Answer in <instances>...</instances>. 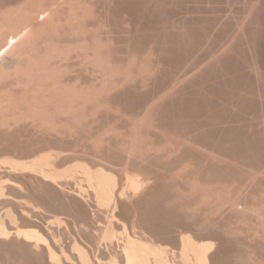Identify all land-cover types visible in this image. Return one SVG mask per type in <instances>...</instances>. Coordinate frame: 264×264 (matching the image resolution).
<instances>
[{
    "label": "bare ground",
    "instance_id": "6f19581e",
    "mask_svg": "<svg viewBox=\"0 0 264 264\" xmlns=\"http://www.w3.org/2000/svg\"><path fill=\"white\" fill-rule=\"evenodd\" d=\"M95 1L0 0V264L17 262L30 264V261H36L38 264H225L227 259L223 260L220 257L223 247L219 248V251L217 249L219 239L212 241L202 234L199 236L193 233L195 230L200 233L198 228L202 231V228H206L208 232L209 228L215 229L214 231L219 230L216 231L218 232L216 238L226 236L230 237L231 242H235L238 250L230 256L231 261L227 260L228 264H264L261 255L251 251V245L245 243L244 239L241 240L243 237L240 236L242 231H248L244 230L246 225L250 228L252 237L254 232L256 235L264 233V204L259 206L260 202L257 201L260 193L252 197L245 195L246 192L240 191L244 186L234 192L233 186L228 185V176L226 178L222 174L214 175L207 179L206 174L202 176L206 178L203 182L200 181L202 178L199 176V181L194 182L191 179L192 183L187 179L186 183H189L191 189L186 188L190 193L184 191L185 195L181 191L185 190L182 187L185 173L182 174V179L180 174L170 173L171 177L164 178L161 185L170 188L177 196L174 198L172 193L173 197L170 198L175 201L178 198H182L181 201L188 198L190 204L189 201L185 203L188 199L183 201L186 210L183 209V205L181 207V204L177 203L178 201L182 203L180 200L176 202L172 200L175 202L172 203L173 205L178 204L173 206L169 198L170 201L169 199L166 201L170 205H166L173 206L172 208L177 206V211L183 209L180 212H188L193 221L194 217L203 219L197 221L198 225L196 221L194 222L197 225L194 231L191 229L184 231L185 225L180 224L183 231L176 229L180 230L176 239L178 247H175L176 244L171 247L164 239H168L166 238L168 233L172 235L168 229L172 232L175 229L172 226L178 225L177 222H174V225L173 222L171 223L170 227L173 230L167 227L164 232V229L158 226L160 224L156 225L158 223L156 218L162 211L160 206L155 208L159 209L156 218L155 212L152 213L155 209L151 208L155 202L157 205H162V203L158 204V197L162 198L163 193L170 191L166 187L167 191L162 188L165 192L161 190L160 193L161 188L157 180L160 178H155L157 174L154 176L151 169L152 157L157 156L156 162L161 161L160 158L164 157L160 155L163 154L164 148L160 147H165L162 145L164 142L159 144L160 147L157 146L158 144L154 146L155 143L150 142L151 140L148 142L151 138L150 136L148 138L149 134L147 135L146 131L153 126L152 123L151 126L148 123L154 119L151 117L149 120L146 117H150L151 112L143 114L146 117H140L141 121L136 122L138 118H134L135 124L130 122L133 125L128 129L123 126L122 132L117 131L122 129L117 122L116 129L112 130L114 125L112 126L110 121L108 126L112 127H107L103 122L107 131L103 124L100 125L102 127L99 126L101 130L96 127L99 131L104 128L106 132H102L103 134L91 130L100 120L102 122L103 113L112 110L110 113L112 115V112H115L111 109L113 103L115 104L112 103L114 95L122 92L127 86L130 87L131 82H139L134 78L137 74L136 70H132L134 64L129 62L133 58L132 52L130 60H127L128 45L126 47L124 45L123 49L116 47V34L113 33L116 30L111 27L108 29V26L103 25V21L101 23V14L100 11L98 12L100 4H96ZM100 1L99 3H102L104 0ZM107 1L104 3H108ZM105 6L110 9L107 4ZM107 7L105 14L110 12L107 11ZM103 15L104 13L102 18ZM127 33H124L125 36ZM116 48L124 50L125 52H121L126 53L125 56L122 53L121 57H118L119 50L114 51ZM123 57L126 60L124 64L119 61V59L122 61ZM139 59L141 58L137 60ZM149 59L152 61L151 57ZM137 60L135 61L138 62ZM135 66L134 69H137V65ZM139 67L138 71H140ZM134 71L136 74L133 75ZM140 72L138 73L141 75L143 70ZM144 83L143 81L142 85ZM116 116L118 117L117 114ZM118 118L116 119L119 120ZM130 120L133 121L128 119L127 123ZM114 121L116 120L112 122ZM87 130L97 134L95 136L90 134L92 135L90 137ZM151 133L153 135V132ZM177 136H180L179 133ZM79 138H83V141L86 138L87 141L74 142ZM35 142L58 143L37 149ZM172 142L169 140L168 145ZM174 143L176 148V142ZM168 145L166 144V147ZM182 146L186 147V145ZM172 150L170 148V151ZM170 153L176 154V151ZM168 163L169 161L167 165L166 162L160 164L168 167ZM175 163L179 164L177 161ZM175 166L173 168L170 164L171 168L166 171L174 169L170 172L175 173L178 169ZM181 166L183 164L177 167L181 168ZM184 171L186 170H182ZM196 171L194 173L191 171V174L197 173L195 175L197 176L199 172ZM208 173L211 175V172ZM258 175L256 174L255 177ZM179 178L182 180L180 181L182 189L179 188V184L176 186L175 181ZM235 183L236 181H232L233 185ZM261 190L264 191V187ZM171 207L167 212L174 210ZM150 208L153 210L150 211ZM228 210L233 213L230 218L227 216ZM149 212L153 214V218H150ZM200 216L201 218H198ZM150 219L151 222L156 219L155 227ZM168 222L165 221L166 225ZM252 229L254 231H251ZM175 233L172 235L173 239L176 238L174 235L177 233ZM207 236L210 238L211 235ZM254 237L258 236L254 235ZM171 240L169 239L170 242ZM173 242L170 245L174 244Z\"/></svg>",
    "mask_w": 264,
    "mask_h": 264
},
{
    "label": "rangeland",
    "instance_id": "374dc122",
    "mask_svg": "<svg viewBox=\"0 0 264 264\" xmlns=\"http://www.w3.org/2000/svg\"><path fill=\"white\" fill-rule=\"evenodd\" d=\"M104 1L102 3H99L101 2L100 0H98V2L95 1L96 4H100L98 5L100 6V8L98 7V12L100 11L101 14V16L99 15L101 17H99L101 23L103 21V25L108 26V29L109 27H111L113 30H116V32L113 31V33L116 34V40L114 39L115 41H117V46L115 45L116 47H121L123 49L124 45L125 47L128 45V47H126V49H128L126 51L129 53V57H127L128 54L126 55L127 60H130L132 55L133 58H131L129 62H131L132 65L134 64V66H132L134 68H136L135 65H137V69L132 68V70L137 71V74L136 71H134L133 75L136 74L137 76H139L141 73L140 71L143 70V72L141 74L142 76L140 75L141 77H137L136 75H134V78L136 79L135 81L139 82H131L132 85L130 84V87L127 86L123 89L122 92L116 93L114 95V101L112 100V103L115 102V104L113 103V105L117 106L115 109V107L111 104V109L115 110V112L117 109L118 110L117 113L113 111L112 115L115 114L114 116H116L117 114L119 118L117 116L116 118H118L119 120H117L116 118L114 119V116L110 114L112 111L110 109L111 111L103 113L102 122L100 120L99 124L95 125V127L91 130H95L94 132L103 134L107 131L106 125L107 127H112L113 125L115 126L118 123L117 125H121L119 127L120 129L122 127V129H118L117 131L122 132V130L124 129L123 126L127 127V129L129 126L132 127V123L135 121L134 118H138L136 120L137 122L142 118V116H145L143 114H146L147 112L149 113L150 111L152 115H150L149 113L150 117H145L149 120H151L152 117V119L154 120H152V122H149V120L145 121H148L149 125L152 123L151 125L153 126L150 125L152 128L154 127L155 122L158 125L155 124V127L153 129L150 128L146 131V134H149L148 138L149 136L151 138L148 139V142L151 140L150 142L153 141V143H155L154 146L158 144V147H160L159 144H161V142H164L165 144L163 143L162 145H165L166 147V144L168 145L169 140L170 142L176 140L174 142H176V145L178 147H174V142H172L174 144L171 143V145L173 146L168 145L166 147L169 151L170 148L171 150L174 148L170 152H174L175 150L176 154H172L169 151L164 150L166 149L165 147H160L164 148L163 154L161 152L163 156H160L167 158H160L161 161L159 160V162H166L165 165H167V162L169 161L168 164H171L173 168L176 165V161L177 164L180 161L181 162L179 164H183L181 168L177 167L179 166V164L175 166L176 169L178 168V171L175 169L177 173L170 172L174 171L173 168V170L167 172L166 170H169V168L171 167H169V165L168 167H165L164 164L163 166L159 162H156L158 160L155 159L157 156L152 157L150 162L151 164H153L151 165L153 168L151 166L150 167L152 169V172L154 173V176L155 174L158 175H156L157 177L155 176V178H160L157 179L158 185H160L159 188H161L160 193L161 190H163L162 188L166 190L167 187H163V185H161L162 181L164 180V178L169 179L172 173V175L180 174L181 179L184 175V179H182L183 181L179 178L180 180H177L178 183L177 181L175 182L177 184L176 186H178L179 184L180 189H182L181 184L183 183L184 185L182 184V187L185 190L181 191H185L187 193L189 190H186V188L190 186L189 183H186L187 179V181L192 183V180L194 182L197 180L199 181V176L202 178L200 179V181L202 180L201 182H203V179H208V177L210 178L211 176L213 177L214 175L222 174L223 176L225 175L226 178L228 176V185H231V187L233 186L234 192L238 191L239 188L244 186L243 188L246 191L243 188H241L242 190L240 189V191H244L243 193L246 192L245 195H251L250 197H252L254 196V194L257 195L260 193L258 196L261 199L258 196L256 197L259 198V200L257 199L258 203L260 202L259 206H263L264 191L261 189H263L264 187V0H109V2L107 1L108 3H111L110 1H112V3L110 4L111 7L108 3L106 4L110 9L105 6L106 4L104 3ZM101 4L104 5L102 6ZM101 7H104V9L107 7V11L110 12L108 14L106 12L105 14L104 11H106V9L104 10ZM103 13L104 15L102 18ZM124 20L126 21V25H124ZM123 29H126L127 31ZM121 31L125 32L121 33ZM126 32H128L126 35L127 39L125 36ZM114 51H118V53H116L117 55H119L118 57H121L120 55H122L123 53L121 51L124 50L116 48V50ZM119 52H121V54H119ZM125 54L123 56H125ZM149 56L151 57L152 61H150ZM143 57L145 58L143 59ZM123 58L122 61L120 59L119 61L120 63L124 64L126 60L125 57ZM135 58H141L139 60H143L139 61ZM135 60H137L138 62H136ZM147 60L150 63L146 62ZM139 62L140 64L142 62L143 66L142 64L140 65ZM138 66H140L139 70L142 66V70L138 71ZM147 67L150 69H147ZM138 78H140L142 82H140V79ZM145 79H148L147 82ZM143 81L145 82L143 84L144 86L142 85ZM119 108L121 110H119ZM106 114L109 115V117ZM128 119H133V121L130 120L129 123H127ZM113 120L116 121L112 122ZM109 121L110 123H112V126H108ZM103 122L106 123L105 126ZM102 124L106 131L104 130V128L102 131L98 130L99 126ZM114 126L112 127V130L114 128L116 129V126ZM96 127L98 128L96 129ZM91 130H87L89 131V136L90 134L94 133H90ZM127 131L128 130H126V133ZM150 131L153 132V135ZM155 132L157 134H155ZM123 133H125V131H123ZM178 133L180 136H177ZM96 134H93V136H95ZM158 135L160 137L163 136L161 137L163 138V140L159 138ZM90 137H92V135ZM90 137L89 141H91ZM98 137L99 135L96 136V138ZM179 137L183 139L180 138V140ZM86 138L88 139V135ZM86 138L85 141H83V138H79L74 142H86ZM181 141L184 144H182ZM177 142L179 144H177ZM54 143L57 144L58 142H35V145L37 149H40L46 145H53ZM182 145H186V147ZM196 145H200L202 147H197ZM200 148L205 149L202 150ZM179 149H182L183 151H180ZM164 151H167L169 153L167 154L166 152V155ZM178 151L180 153H178ZM169 154L171 156H169ZM170 157L173 160H171ZM162 159H164V162L162 161ZM173 162L175 163V165L172 164ZM185 162H188L190 165L186 164ZM192 163L194 167L193 165L191 166ZM185 164L188 165V168ZM184 166L186 167V169ZM195 168L197 171L195 170ZM197 168L200 171H198ZM153 169L156 172H154ZM193 169L194 171L199 172L197 176H195L197 174L196 172V174H191L192 172L194 173ZM257 169L259 172H257ZM182 170L186 171L182 172ZM187 171H190L189 175L187 174ZM208 172H211V175ZM248 173L250 174L248 175ZM258 173L260 175H258ZM208 174L210 176H208ZM256 174L258 175L257 177H255ZM187 175L188 177L191 176V178H186ZM204 175H206V178L202 177ZM252 176H254L255 178H253ZM193 178L197 179L194 180ZM229 179H231L232 181H236V183L233 185L232 181ZM260 180H262L261 184H259ZM180 181H182L181 184ZM184 181L186 184L184 183ZM251 181L253 184L251 183ZM186 185L188 186L184 187ZM257 185L259 186V188ZM251 187H254L255 189ZM176 188L180 191L178 187ZM169 189L167 187V190ZM189 189H191V187H189ZM165 190L163 191L165 192ZM169 192H171V195H169ZM167 193H163L164 196L161 194L163 196L162 198L160 196L158 197L160 199H158V204L162 203V205H157V202H155L154 205L153 203L151 204V206L153 205L152 207L150 206L151 208L155 209L159 208L160 206V211H162L156 218V214L159 212V209L153 210L150 208V211L153 210L152 213L155 212L154 217L157 219L158 223L155 222L156 219H153L154 221L152 222L150 219V222L152 223V225H154V227L157 224H160L158 226H160V228L162 227L161 229H164V232H166L165 230L168 228H170L171 230L175 228L174 230L176 231L177 235L174 236L176 238H172V235L173 233H175V231L173 230L172 233L168 229V232H170V234L172 235H169L168 233V236L166 237L165 234L164 236L168 239H164V237L163 239L167 240V243H169L168 245L171 247L176 244L175 247L177 248L178 241L176 239L177 236H179V231H189L190 229L191 231H194L193 229H197V227H194L197 226L199 224L198 222L203 219L201 218V216L198 217L201 218L200 220L195 219L194 217L193 221V219L190 218V215L187 214L188 212L185 211L186 214H184V211L180 212V210L182 211L183 209H186L184 208L186 207V205H184L183 201L185 202V200L188 198H184L182 201V198L176 199V201L180 200L183 203H179V201L177 202L178 204H181V207L183 205V209L177 211V206L175 208H172L174 205L178 204H172L176 202L173 198H170V196L173 197V191L170 189V191H167ZM173 195L174 198H177V196H175L176 194L173 193ZM169 198L171 199V201H175L170 202V204L173 205L172 207L169 206ZM167 199L169 200L166 201ZM188 201L190 204L189 199L186 200L185 203H187ZM161 206H163L164 208ZM167 206L171 207L174 210H171V212H167L169 208ZM164 211H166L165 214H167V216L164 214ZM162 212L164 214V217L162 216ZM152 213L149 212V214L151 215V217L149 215L150 218H153ZM170 213L173 217H170ZM232 214L233 213L231 212V210L227 211V216L229 218L232 217ZM175 215V218L177 219L174 218ZM178 216L182 217L179 219ZM158 218L161 219L158 220ZM160 221L162 222V224ZM165 221H169L168 223L170 224L168 225L167 223L166 225ZM195 221L197 225H195ZM174 222H177L176 224L178 225H185V229L182 230L181 225V227L178 225H176V227L174 225ZM171 223L175 227L172 226ZM162 225H164V227ZM170 226H172L173 228ZM178 228L180 229L179 231L176 230ZM245 228L246 229H243L248 230L247 232L249 233L242 231L240 236H242L243 238L241 237V240L244 239L243 241L245 243L251 245L252 248H250L252 250H250L257 252L264 259V238L262 237L264 236V233L261 232L262 235L260 233V235H256L255 232L253 233L255 236H260L259 238H263L259 240V238L254 237L253 234V237L251 236L249 231L250 228H247V225L245 226ZM198 229H200V233L196 230L193 233L199 236H201L200 234H202L203 237H207L212 241L219 239L218 242L220 244V247L218 242L216 241V243L218 244L217 249L219 251V248L223 247L220 251V257H222L223 260H228L230 259V256H233L235 253H237V245L233 240V242H231L230 237L227 238L222 234L223 238H216L218 236V232L216 233V231L219 230L214 231L215 229L212 228V231V229L209 228L211 232H208L206 228H202L203 231L201 230V228ZM204 229L206 230L207 234L204 233ZM251 231L254 230L252 229ZM202 232L206 236H204ZM244 232L245 234H243ZM207 235H211L210 238ZM169 236L171 238H169ZM255 238H258V240ZM169 239H173L171 241H175L173 242L174 244L170 245V243L172 242H170ZM221 243H224L223 245L225 246L221 245ZM231 244L233 247L229 246ZM226 261L223 262L225 264H228V261ZM33 262L36 263V261H30V264H33Z\"/></svg>",
    "mask_w": 264,
    "mask_h": 264
}]
</instances>
